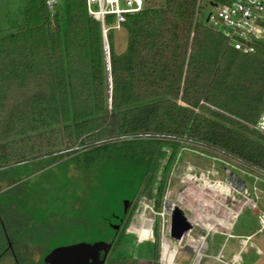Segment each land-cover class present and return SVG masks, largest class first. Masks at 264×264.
I'll use <instances>...</instances> for the list:
<instances>
[{
    "label": "trees",
    "instance_id": "16d2710c",
    "mask_svg": "<svg viewBox=\"0 0 264 264\" xmlns=\"http://www.w3.org/2000/svg\"><path fill=\"white\" fill-rule=\"evenodd\" d=\"M204 2L145 0L121 23L129 37L123 52L115 49V28L108 30L111 106L103 26L86 0H64L53 19L45 0H28L19 23L0 29V176L29 157L59 159L77 145L100 143L86 152L87 164L121 159L138 173L131 204L154 182L160 198L182 145L165 137L264 168V133L250 125L264 110V45L254 53L229 46L207 22ZM114 19L106 17L107 27ZM3 208L0 202V225L17 247L21 227L11 229ZM123 210L107 238L114 240L109 257L126 237L132 208Z\"/></svg>",
    "mask_w": 264,
    "mask_h": 264
},
{
    "label": "rangeland",
    "instance_id": "374dc122",
    "mask_svg": "<svg viewBox=\"0 0 264 264\" xmlns=\"http://www.w3.org/2000/svg\"><path fill=\"white\" fill-rule=\"evenodd\" d=\"M207 1V10L213 12ZM26 2L0 0V29L19 23ZM121 6L127 7L124 1ZM118 23L114 19L112 25ZM128 38L124 26L115 28L117 52L126 50ZM165 138L182 144L165 189L158 198L154 182L127 206L132 213L126 237L106 264H264V229L259 231L255 207L264 211V168L192 139ZM98 144L77 145L59 159L56 153L29 157L7 166V174L0 176V192L11 188L0 196L3 217L12 230L21 227L23 242L16 247L20 264H48L41 261L55 247L113 236L111 225L123 214V201L130 200L139 179L137 170L121 159L104 164L101 157L87 164L86 152ZM208 171L216 184L203 187L201 174ZM161 174L159 170L157 180ZM225 184L232 194L225 192ZM179 221H186L191 231L178 234L183 227ZM3 228L0 250L7 244ZM250 234L247 243L240 241ZM190 236L195 240L188 242ZM0 264L17 263L6 253L0 255Z\"/></svg>",
    "mask_w": 264,
    "mask_h": 264
},
{
    "label": "built area",
    "instance_id": "2783aa9c",
    "mask_svg": "<svg viewBox=\"0 0 264 264\" xmlns=\"http://www.w3.org/2000/svg\"><path fill=\"white\" fill-rule=\"evenodd\" d=\"M45 1L53 19L60 10L61 0ZM121 1H124L127 7H122ZM86 2L89 13L102 22L103 33L107 37L110 28L120 27L127 12L141 10L145 0H86ZM209 5L214 7V11L208 14L207 22L223 32L229 46L244 53H254L259 46L264 45V0H223L221 2L212 0ZM110 14L114 15L119 23L107 27L106 17ZM250 125L264 133V110L257 123ZM255 207L258 208L257 214L261 224L259 231H261L264 229V211L256 203ZM229 235L233 236L231 233ZM250 237L241 240L247 243Z\"/></svg>",
    "mask_w": 264,
    "mask_h": 264
},
{
    "label": "water",
    "instance_id": "95a60500",
    "mask_svg": "<svg viewBox=\"0 0 264 264\" xmlns=\"http://www.w3.org/2000/svg\"><path fill=\"white\" fill-rule=\"evenodd\" d=\"M133 13V11L127 12ZM112 15V14H110ZM105 40V61L106 73L108 81V91L110 104L112 106L113 81H112V64H111V49L107 37ZM125 206L131 204L130 200L123 201ZM112 247L111 242L98 240L95 242H79L66 246L55 247L47 252L44 259L49 264H104L108 253ZM104 250V257H101V251Z\"/></svg>",
    "mask_w": 264,
    "mask_h": 264
},
{
    "label": "bare ground",
    "instance_id": "6f19581e",
    "mask_svg": "<svg viewBox=\"0 0 264 264\" xmlns=\"http://www.w3.org/2000/svg\"><path fill=\"white\" fill-rule=\"evenodd\" d=\"M201 176L203 177V179H204V177H205V179H204V182L201 184L203 187H207V185L208 184H211L212 185V183H213V185L214 184H216V181H214L212 178H211V172L210 171H208V172H205L203 175L201 174ZM192 179V178H194V176L193 175H191L190 177H189V179ZM199 179H200V177H198ZM190 179V180H191ZM199 179H197L196 181H194V182H197V183H199L200 184V182L198 181ZM205 183H207V184H205ZM212 185V186H213ZM225 186L228 188V189H226L225 190V192H231V194H232V190H231V188L227 185V184H225ZM224 186V187H225ZM197 193H195V194H193V196L194 195H196ZM193 196H191V198H193ZM246 199V198H245ZM187 205V204H186ZM189 207H191L190 205H189ZM193 210H196L198 213H201V211L199 210V209H196L195 207H191ZM237 217V216H236ZM179 223H181L182 225H183V227L182 228H179L178 229V234H181V235H183V234H185L186 233V231L187 232H190L191 230H190V226L187 224V222L186 221H179ZM181 232V233H180ZM188 234V233H187ZM193 240H195V238L193 237V236H190L189 238H188V242H192ZM232 259V258H231Z\"/></svg>",
    "mask_w": 264,
    "mask_h": 264
},
{
    "label": "flooded vegetation",
    "instance_id": "af4514ba",
    "mask_svg": "<svg viewBox=\"0 0 264 264\" xmlns=\"http://www.w3.org/2000/svg\"><path fill=\"white\" fill-rule=\"evenodd\" d=\"M130 205H131V204H130ZM1 222H2V225H3V224H4L3 219H1ZM3 229H4V232H5V237H6V240H7V244L5 245V248H4V247L2 248V250H1V254H0V255H4V254H6V253H12L13 256H14V258H15L16 263H17V264H20L21 262H20V260H19V258H18V256H17V250H16V247H15V244H14V240L10 238V235H9V233H8V231H7V229H6V227H4ZM99 240H105V241H107V242H111V243H112V246H113V244H114V240H109V239H99ZM95 241H98V240H94V241H91V242H95ZM111 249H112V247H111ZM111 249H110V251H111ZM110 251H109V253H108V256H107V258H106L105 263H107V260H108V257H109V254H110ZM47 252H49V251H47ZM104 253H105L104 250H102V251H101V257H102V258L104 257ZM46 254H47V253H46ZM41 262H43V263H48V264H49V262H46L45 259H44L43 261H41ZM105 263H104V264H105Z\"/></svg>",
    "mask_w": 264,
    "mask_h": 264
},
{
    "label": "crops",
    "instance_id": "0c3cea01",
    "mask_svg": "<svg viewBox=\"0 0 264 264\" xmlns=\"http://www.w3.org/2000/svg\"><path fill=\"white\" fill-rule=\"evenodd\" d=\"M27 3H28V0H27V2H26V5H27ZM26 5H25V7H26ZM25 7H24V9H25ZM23 9V10H24ZM17 24H15V23H11L10 25H8V29H4V30H11L14 26H16ZM5 233V232H4ZM248 236H251V234L250 235H248ZM247 236V237H248ZM240 241L241 242H243L244 244L246 243V241H242L241 239H240ZM2 249V248H1ZM213 264H222V263H213ZM223 264H236V263H223Z\"/></svg>",
    "mask_w": 264,
    "mask_h": 264
}]
</instances>
